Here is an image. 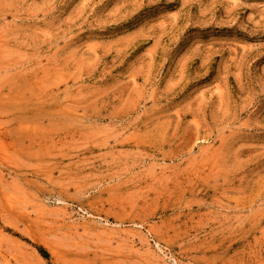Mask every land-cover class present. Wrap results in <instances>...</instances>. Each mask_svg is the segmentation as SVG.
<instances>
[{
    "label": "rangeland",
    "instance_id": "1",
    "mask_svg": "<svg viewBox=\"0 0 264 264\" xmlns=\"http://www.w3.org/2000/svg\"><path fill=\"white\" fill-rule=\"evenodd\" d=\"M0 264H264V0H0Z\"/></svg>",
    "mask_w": 264,
    "mask_h": 264
}]
</instances>
